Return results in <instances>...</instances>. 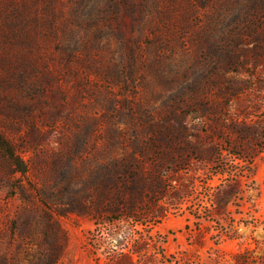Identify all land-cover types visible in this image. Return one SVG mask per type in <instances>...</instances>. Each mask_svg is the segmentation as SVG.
<instances>
[{"label": "rangeland", "instance_id": "obj_1", "mask_svg": "<svg viewBox=\"0 0 264 264\" xmlns=\"http://www.w3.org/2000/svg\"><path fill=\"white\" fill-rule=\"evenodd\" d=\"M102 2L71 27L105 75L50 76L61 64L47 47L0 69V132L27 165L0 150V264H264V0ZM59 7L65 27L82 18ZM28 16L23 27L45 30ZM165 20L182 26L169 42ZM213 147L247 165L228 203L236 237L190 213L220 182ZM112 156L131 159L118 188L105 182ZM119 190L139 197L115 208Z\"/></svg>", "mask_w": 264, "mask_h": 264}, {"label": "trees", "instance_id": "obj_2", "mask_svg": "<svg viewBox=\"0 0 264 264\" xmlns=\"http://www.w3.org/2000/svg\"><path fill=\"white\" fill-rule=\"evenodd\" d=\"M102 1L103 0H70V8H73L72 10H74V14L81 13L82 18H74L71 14L69 17L70 22L67 21L68 27H65V23L62 20V18L65 17V12L64 9L61 10L59 7V5L64 4V0H0V69L5 70L7 64L12 60L13 63L17 62L18 60L16 59L25 55L26 50L29 54L35 55L38 53L39 49L41 52V50L44 49L43 47H47L46 49L50 51V59L59 57L56 61L61 64L60 71H58L57 74L51 72L50 76L57 78L58 76L68 75L81 84L91 80L90 71L92 73L95 72L105 75L106 72L102 71L95 64L96 60L90 58V55L88 54L90 48L89 44L86 42H88L89 39L85 41L86 36L81 37L71 27L72 23L80 25L93 23V20L91 22L90 19L96 18V11L104 10V7L100 9L103 3ZM144 9V5L139 7L140 11ZM85 13L89 14L88 19L84 18ZM28 15L32 16L31 18H33V21L40 18L42 24L45 23V30L42 31V28L44 27L43 25L41 29H36L35 31V29H32L31 23L30 27H23L22 20L25 19L26 22V20L29 19ZM169 21L171 20H165L166 23L162 22L164 25L162 27L165 28V32L169 33L167 38L168 42L171 39H175V34L173 33L174 29L182 30V26L179 23L175 22L174 24V22H172L174 24L172 25V23H168ZM19 26H21V28H19ZM160 37L161 36L158 38ZM197 43L200 47H203L204 42L201 35L198 36ZM50 46L51 48H49ZM14 47H20V52L15 51L13 57L10 53L13 51ZM40 55L42 56V54ZM30 62L31 60L28 63ZM21 63L25 65L27 60L24 59ZM74 63H78L79 67H75ZM49 68L50 67H47L44 70L49 72ZM18 72L23 75V83L21 87L28 91L27 87L33 83L30 82L32 80H29L28 78L29 73L25 74L22 70H18ZM0 81H5L3 76H0ZM64 85L63 82H60L58 92H61V95L65 92ZM194 149L196 152L199 151L196 147H194ZM0 150L3 151L9 162L14 165L15 171L21 173L26 172L27 165L25 160L19 155V153H17L15 145L2 132H0ZM174 152H178V148L175 146H173V148L169 146V149H163V153L170 157V159L173 158L172 154ZM212 152L218 154L217 159L215 160L217 168L214 171L213 176L220 175V182L213 187H208L207 193L204 196L199 197L200 202L197 203L194 208L191 207L190 213L200 217L198 214H201L204 210L207 217L217 215V221L220 224V229L218 230L219 233L226 235L228 238L236 237L238 235L236 229H233V232H229L226 229L227 227L233 226L235 221L234 218H232V210L228 209V203L232 197H235L239 193L238 183L241 180V177L245 175L247 165L242 164L233 158L225 157L222 153V149L218 150L217 147H213ZM132 159L134 158L132 157ZM105 167L108 168V176L105 180L108 185L111 184V186L113 185L115 188H118L120 182L125 181V184L127 183V178L122 175V172L129 171V168L131 167V159L128 160L126 158L112 156ZM96 174V177H99L98 172ZM132 180L135 181L136 184H143L141 178L134 177ZM159 180H163V177H158V181ZM192 187L193 186L189 187L183 193L180 192V188L177 185L175 188L176 195H181L183 199H188L194 192ZM115 194L117 198L110 200V203H113L115 208L121 207L122 204L133 203L134 199L139 197L136 194L128 196L125 191L122 190L116 191ZM139 195H141V193ZM207 202H209V204H206ZM132 213L133 212L127 211L125 212V215L128 217L134 216ZM118 217L115 216L112 220L117 219ZM222 220H225L226 222H222ZM238 222L241 221L238 220ZM242 222L244 224L247 223L245 221Z\"/></svg>", "mask_w": 264, "mask_h": 264}]
</instances>
